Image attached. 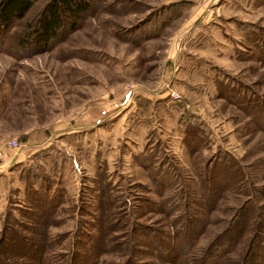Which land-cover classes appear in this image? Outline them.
Returning <instances> with one entry per match:
<instances>
[{
    "label": "rangeland",
    "instance_id": "374dc122",
    "mask_svg": "<svg viewBox=\"0 0 264 264\" xmlns=\"http://www.w3.org/2000/svg\"><path fill=\"white\" fill-rule=\"evenodd\" d=\"M49 1L0 49V237L48 223L63 260L105 226L104 264L131 250L140 264H243L252 243L262 258L250 264H264V0H90L77 29L14 54ZM178 46L185 63L169 57ZM182 112L208 129L193 153ZM31 166L49 213L22 178ZM154 232L170 243L162 253Z\"/></svg>",
    "mask_w": 264,
    "mask_h": 264
},
{
    "label": "trees",
    "instance_id": "16d2710c",
    "mask_svg": "<svg viewBox=\"0 0 264 264\" xmlns=\"http://www.w3.org/2000/svg\"><path fill=\"white\" fill-rule=\"evenodd\" d=\"M38 0H1L0 1V49L4 47V43L9 38L16 24L24 22L28 13L33 9ZM90 0H50L41 10L34 21H28L23 31L15 38V43L12 46L14 54L24 53L31 48L49 47L56 39L65 36L70 31L77 29L80 21L87 16L91 11ZM263 51L262 60L264 61V33L263 42L261 44ZM219 95L223 98H228L226 94L227 83L222 79H217ZM231 95V94H230ZM232 100V99H231ZM237 100L235 101L237 103ZM239 101V106H241ZM251 102V101H250ZM247 107L252 112L251 103ZM180 120L186 125V142L191 153L197 148L199 140L208 132L202 124H199L195 115L190 112H182ZM264 126V120H263ZM200 137V138H199ZM199 138V139H198ZM28 181V189L36 192L37 198L48 197V207L46 213L52 211L51 204L54 198L48 196L47 188H43L47 183V177L41 175L37 168L31 166L26 170L22 178ZM105 179V178H104ZM38 187H37V186ZM108 184H104L105 196L107 193ZM46 203V204H47ZM40 227L31 228L32 236L22 235L16 228L10 224L6 226L0 237V264H104L101 260L102 254L106 251L107 231L105 226L100 227V231L96 235H92L88 241H83L82 245H75L70 258L63 260L58 259L50 253L51 244L47 236L48 223H38ZM144 227H147L143 225ZM148 231V230H146ZM155 247L159 253H162L164 245H170L163 236L154 232ZM264 242V241H263ZM114 245H120V242H114ZM220 247V246H219ZM256 247V248H254ZM226 247L219 250H210L207 255L206 262L213 259H219L227 250ZM250 251L245 258V263L250 264L251 259L258 261L261 256L260 247L252 243ZM263 250V249H262ZM260 260V259H259ZM205 262V261H204ZM203 262V264H204ZM123 264H140L132 254L128 256Z\"/></svg>",
    "mask_w": 264,
    "mask_h": 264
},
{
    "label": "crops",
    "instance_id": "0c3cea01",
    "mask_svg": "<svg viewBox=\"0 0 264 264\" xmlns=\"http://www.w3.org/2000/svg\"><path fill=\"white\" fill-rule=\"evenodd\" d=\"M196 48V47H195ZM179 46H178V48H174L170 53H171V55L169 56V57H171V59L173 60L175 57H177L178 56V60H180V63H185L186 62V59H185V57H186V53L184 52V54H182L181 52H179ZM224 49H226V47L225 48H223V47H221V50L220 51H218V55L220 54L221 56H217L216 55V59L218 60L219 58H220V61L221 62H219V61H217V62H219V63H222V64H224L225 62H227L226 61V58H224L223 56H224V52H225V50ZM228 49V48H227ZM196 50V52L194 51V54L195 55H197L198 54V56H196L195 58L197 59V60H201V59H204V60H209V58H208V56H206L207 54H206V52H204L202 49H195ZM231 52H229V57H231V54H230ZM223 54V55H222ZM188 60V59H187ZM185 65V64H184ZM185 69V68H184ZM158 99V98H157ZM159 99H163V100H165V98L163 97V96H160L159 97ZM168 104L170 103V101H168L167 102ZM168 106H171L170 104L168 105ZM177 109H179V106L177 107ZM183 110H185V109H187V107H183L182 108ZM182 109L180 110V111H182ZM175 115V114H174ZM18 161H21V160H18ZM53 169H55L54 167H53Z\"/></svg>",
    "mask_w": 264,
    "mask_h": 264
},
{
    "label": "built area",
    "instance_id": "2783aa9c",
    "mask_svg": "<svg viewBox=\"0 0 264 264\" xmlns=\"http://www.w3.org/2000/svg\"><path fill=\"white\" fill-rule=\"evenodd\" d=\"M171 96H172L174 99H176V100L180 99V97H181V96L177 93V91H175V90H172V92H171ZM7 146H8L9 148H18V147H19V142H18L16 139H12V140H10V141L7 142ZM2 155H3V152L0 151V156H2Z\"/></svg>",
    "mask_w": 264,
    "mask_h": 264
}]
</instances>
